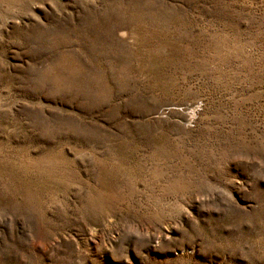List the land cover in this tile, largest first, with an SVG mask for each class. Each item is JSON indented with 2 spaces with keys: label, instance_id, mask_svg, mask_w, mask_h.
I'll list each match as a JSON object with an SVG mask.
<instances>
[{
  "label": "rangeland",
  "instance_id": "rangeland-1",
  "mask_svg": "<svg viewBox=\"0 0 264 264\" xmlns=\"http://www.w3.org/2000/svg\"><path fill=\"white\" fill-rule=\"evenodd\" d=\"M0 264H264V0H0Z\"/></svg>",
  "mask_w": 264,
  "mask_h": 264
}]
</instances>
